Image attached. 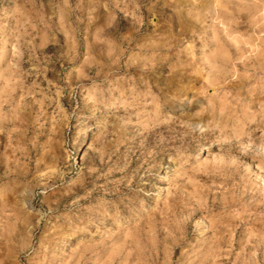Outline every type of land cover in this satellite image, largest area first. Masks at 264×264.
Segmentation results:
<instances>
[{"label":"rangeland","instance_id":"obj_1","mask_svg":"<svg viewBox=\"0 0 264 264\" xmlns=\"http://www.w3.org/2000/svg\"><path fill=\"white\" fill-rule=\"evenodd\" d=\"M0 264H264V0H0Z\"/></svg>","mask_w":264,"mask_h":264},{"label":"bare ground","instance_id":"obj_2","mask_svg":"<svg viewBox=\"0 0 264 264\" xmlns=\"http://www.w3.org/2000/svg\"><path fill=\"white\" fill-rule=\"evenodd\" d=\"M217 3V2H216Z\"/></svg>","mask_w":264,"mask_h":264}]
</instances>
